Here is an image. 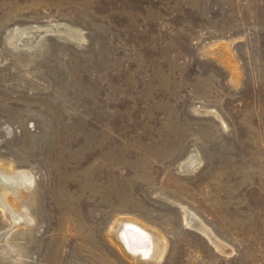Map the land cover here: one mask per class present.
<instances>
[{
    "label": "rangeland",
    "instance_id": "rangeland-1",
    "mask_svg": "<svg viewBox=\"0 0 264 264\" xmlns=\"http://www.w3.org/2000/svg\"><path fill=\"white\" fill-rule=\"evenodd\" d=\"M0 161L33 178L0 264H150L121 216L154 264H264V0H0Z\"/></svg>",
    "mask_w": 264,
    "mask_h": 264
},
{
    "label": "bare ground",
    "instance_id": "bare-ground-1",
    "mask_svg": "<svg viewBox=\"0 0 264 264\" xmlns=\"http://www.w3.org/2000/svg\"><path fill=\"white\" fill-rule=\"evenodd\" d=\"M196 155H189L181 161L179 166L182 173H189L198 168L197 163L200 160L196 159ZM32 186L33 178L29 172L15 170L11 163L6 164L0 161V221L5 223L4 230L0 231V256L7 259L8 262H16L14 255L17 254V250L11 243L14 239L13 233L18 229L22 230L21 233L27 230L32 221L29 210V205L32 203ZM180 208L185 215L186 224L194 226L204 235L206 234L210 242L219 248V240L202 220L187 207L180 205ZM109 230L108 240L132 261L134 259L137 263L148 262L151 264L153 262L152 264H154V262L160 263L159 261L162 260L167 247L166 240L163 235L143 221L134 217L121 216L116 218Z\"/></svg>",
    "mask_w": 264,
    "mask_h": 264
}]
</instances>
